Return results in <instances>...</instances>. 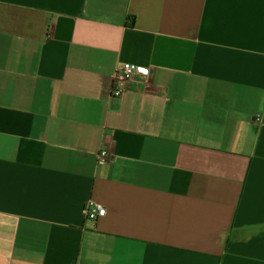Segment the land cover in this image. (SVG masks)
<instances>
[{
  "label": "crops",
  "instance_id": "crops-1",
  "mask_svg": "<svg viewBox=\"0 0 264 264\" xmlns=\"http://www.w3.org/2000/svg\"><path fill=\"white\" fill-rule=\"evenodd\" d=\"M0 264H264V0H0Z\"/></svg>",
  "mask_w": 264,
  "mask_h": 264
},
{
  "label": "built area",
  "instance_id": "built-area-1",
  "mask_svg": "<svg viewBox=\"0 0 264 264\" xmlns=\"http://www.w3.org/2000/svg\"><path fill=\"white\" fill-rule=\"evenodd\" d=\"M150 79V73L148 71H141L137 64L132 62H127L122 66L121 71L115 77L114 84H113V95L114 96H121L124 91L126 85L129 82L133 81H148ZM100 161H106L107 157L109 156V152L106 149L101 150L98 153ZM87 216L90 219H97L101 216L106 215L107 208L99 203H95L91 201L87 207Z\"/></svg>",
  "mask_w": 264,
  "mask_h": 264
},
{
  "label": "trees",
  "instance_id": "trees-1",
  "mask_svg": "<svg viewBox=\"0 0 264 264\" xmlns=\"http://www.w3.org/2000/svg\"><path fill=\"white\" fill-rule=\"evenodd\" d=\"M131 24H133V23H131Z\"/></svg>",
  "mask_w": 264,
  "mask_h": 264
}]
</instances>
